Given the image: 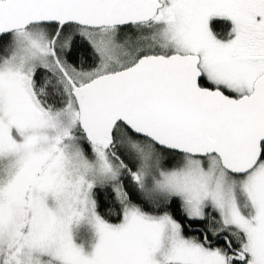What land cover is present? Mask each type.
<instances>
[{"label": "snow or ice", "instance_id": "1", "mask_svg": "<svg viewBox=\"0 0 264 264\" xmlns=\"http://www.w3.org/2000/svg\"><path fill=\"white\" fill-rule=\"evenodd\" d=\"M0 264H264V0H0Z\"/></svg>", "mask_w": 264, "mask_h": 264}]
</instances>
